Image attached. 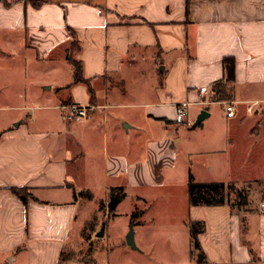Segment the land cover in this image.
I'll use <instances>...</instances> for the list:
<instances>
[{"label":"crops","instance_id":"crops-1","mask_svg":"<svg viewBox=\"0 0 264 264\" xmlns=\"http://www.w3.org/2000/svg\"><path fill=\"white\" fill-rule=\"evenodd\" d=\"M69 27L89 84L74 83ZM226 57L234 60L233 76L215 97ZM226 101L235 102L233 117ZM181 103L185 118L177 113ZM72 104L89 107L88 115L69 120ZM31 109L61 113L42 129L26 118ZM202 111L207 116L190 143L197 156L231 159L264 145V0H47L39 7L1 0L0 264H66L88 199L79 192L94 198L95 185L105 197L112 187L170 185L166 172L184 140L177 126ZM207 170L210 176L195 180L233 179L215 180V167ZM229 172L228 163L220 173ZM93 174L101 181L81 182ZM12 188L32 196L24 203ZM189 213L205 223L199 263L264 264V228L255 256L242 239L247 212L223 204L190 205Z\"/></svg>","mask_w":264,"mask_h":264},{"label":"rangeland","instance_id":"rangeland-1","mask_svg":"<svg viewBox=\"0 0 264 264\" xmlns=\"http://www.w3.org/2000/svg\"><path fill=\"white\" fill-rule=\"evenodd\" d=\"M29 95H27L28 97ZM34 104V103H33ZM219 106H213L217 108ZM57 112V113H56ZM100 114L103 111H98ZM102 112V113H101ZM191 112V110H190ZM56 110H27L25 114L32 116L29 122L35 128L50 129L48 118L60 115ZM190 123H179V134L184 137L177 151L176 165L167 170L166 186L129 187L124 197L119 201L116 209L111 210L109 203L113 197L111 193L105 197V190L97 184L101 181L99 174L83 175L81 182L93 184L95 197L84 200L86 204L80 217V226L77 222L72 232L70 244L64 254L66 264H201L198 261L200 251L191 250V232L189 221V196L188 181L192 173L196 178L210 176L207 168L215 167L213 177L233 178L228 181H237L238 187L249 185L250 203L242 215L240 232L242 239L248 240L247 246L251 255L255 256L259 247L258 236L264 228V202L262 191L263 184L257 183L264 180V145L259 144L256 151H245L234 154V157L223 158L213 154L197 156L191 149L190 143L195 141L196 119H190ZM161 131L155 129L154 134L159 136ZM231 165V172L227 176L222 175L223 166ZM193 170L195 172H193ZM169 180V179H168ZM225 180V179H222ZM116 196V195H114ZM241 210L235 209L236 212ZM95 212L93 216L92 213ZM90 220L84 226L85 219ZM105 224L104 235L97 237V232ZM134 223L135 243L137 249L132 248L126 241V235L131 224ZM211 264V263H207Z\"/></svg>","mask_w":264,"mask_h":264},{"label":"trees","instance_id":"trees-1","mask_svg":"<svg viewBox=\"0 0 264 264\" xmlns=\"http://www.w3.org/2000/svg\"><path fill=\"white\" fill-rule=\"evenodd\" d=\"M1 1V0H0ZM29 1L33 6L39 7L47 0H26ZM69 33L72 38L71 47L67 52V59L72 64L74 69V83L84 82L89 84V81L83 76V66L80 60L75 58V54L80 50V42L76 37V34L72 28H68ZM224 65L227 70V77L220 81H217L213 85V91L215 97H221L225 94V84L230 81L233 72H234V60L233 58L226 57L224 58ZM263 184L264 180H258L257 183ZM247 187H238L237 181H231L228 183L225 182H198L195 180L192 173L189 175L188 181V196L189 204L191 206H209V205H230L231 209H245L249 203V188ZM249 187V188H248ZM12 190L19 196V198L27 203L28 199L32 196L29 189L27 188H12ZM264 198V189L261 190ZM112 196L116 195L121 200L125 193L123 187H112L110 190ZM80 195L85 196L88 199L93 198V193L89 190H81ZM76 195V192H75ZM189 227L191 232V244L192 250L191 254L195 253L194 248L199 249L201 252L198 258L199 262H202L204 259V253L201 248L199 241V234L202 233L205 229V223L201 221H189ZM84 233V230H83Z\"/></svg>","mask_w":264,"mask_h":264},{"label":"built area","instance_id":"built-area-1","mask_svg":"<svg viewBox=\"0 0 264 264\" xmlns=\"http://www.w3.org/2000/svg\"><path fill=\"white\" fill-rule=\"evenodd\" d=\"M206 90H207V87L201 88V91H206ZM225 104H226V111H227L228 117H233L234 112H235V102L226 101ZM258 104H259V101L249 102L247 105L248 112L252 113ZM185 106H186V103H181L177 105V113L180 118H185L187 116V111H186ZM67 108H68L67 118L69 120L74 119V118L86 117L89 113L88 112L89 107L83 106V105L72 104V105H68ZM262 206H264V202L262 203Z\"/></svg>","mask_w":264,"mask_h":264},{"label":"water","instance_id":"water-1","mask_svg":"<svg viewBox=\"0 0 264 264\" xmlns=\"http://www.w3.org/2000/svg\"><path fill=\"white\" fill-rule=\"evenodd\" d=\"M207 116L206 111H202L200 116L198 117L195 126L201 124L202 120ZM120 199L118 196H113L110 200L109 203V208L111 210L116 209ZM104 230H105V224L103 223L101 226V229L97 232V237H102L104 235ZM126 241L127 243L134 249H137L136 243H135V234H134V223L131 224L130 229L126 235Z\"/></svg>","mask_w":264,"mask_h":264}]
</instances>
